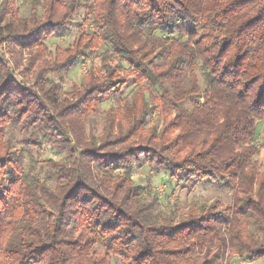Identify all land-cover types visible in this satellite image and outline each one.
Instances as JSON below:
<instances>
[{"label":"trees","instance_id":"16d2710c","mask_svg":"<svg viewBox=\"0 0 264 264\" xmlns=\"http://www.w3.org/2000/svg\"><path fill=\"white\" fill-rule=\"evenodd\" d=\"M25 1L27 16L0 3V43L36 47L30 86L0 53V264H264V0H91L55 53L45 39L84 0ZM99 48L98 71L69 92L48 77ZM103 103L101 134H76ZM43 143L62 157H40ZM142 157L231 202L152 212L131 177Z\"/></svg>","mask_w":264,"mask_h":264},{"label":"rangeland","instance_id":"374dc122","mask_svg":"<svg viewBox=\"0 0 264 264\" xmlns=\"http://www.w3.org/2000/svg\"><path fill=\"white\" fill-rule=\"evenodd\" d=\"M2 0H0L1 3ZM91 0H84L83 5L78 10V15L71 17L70 23L67 25L68 33H61L57 36L45 39V43L48 49L55 53V48L63 50L69 46L74 38L83 30L82 16L87 11L88 2ZM20 5V16H27L29 13V5L25 0H18ZM36 50V47H29L27 40L22 39L16 42L4 41L0 43V53L8 61L12 67V76L16 80H23L26 85L33 84V76L31 71H26V63L31 56V53ZM103 49L99 48L94 50L85 59L80 60L71 69L66 70L61 68L58 71L48 72V77L61 84L62 92H69L74 86H78L82 80L83 74L86 70L93 69L98 71L100 65V57ZM31 52V53H30ZM48 58V56H45ZM24 73H23V72ZM30 83V84H28ZM62 96V95H61ZM109 104H101L95 113H91L87 117L83 118L78 128L74 127L76 134L82 138H88L90 135L99 136L102 132V124L105 118V110L109 108ZM10 136L13 139V146L17 148L18 142L22 140L23 134L18 128H7L6 137ZM264 138L263 136L261 137ZM54 147L48 144L42 146L41 156L45 158H58L62 157L63 153H55ZM257 160L264 169V147L260 148L259 154L256 156ZM133 181L141 186H144L147 191L146 201L150 204V210L155 211V205L161 208L167 209L168 205L176 202L174 208V219L186 218V214L191 209V205L199 204L202 202L211 203L215 199H218L221 203H229L232 198V191L223 187L221 184H214L211 182L199 180L190 181L187 184H177L174 180H170L164 171L158 170L154 164L148 162L145 158H141L140 164H138L132 173ZM156 201H155V199ZM236 257L235 253H233ZM237 258V257H236ZM238 260V259H237ZM240 261V260H238ZM241 264H259L249 261H240ZM114 264H120L115 261Z\"/></svg>","mask_w":264,"mask_h":264}]
</instances>
